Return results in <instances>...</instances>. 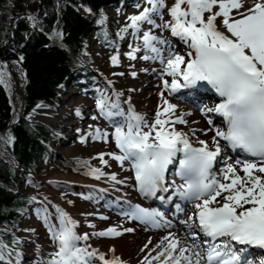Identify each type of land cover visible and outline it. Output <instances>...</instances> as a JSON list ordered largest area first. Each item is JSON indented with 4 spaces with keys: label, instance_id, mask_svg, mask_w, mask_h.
<instances>
[{
    "label": "snow or ice",
    "instance_id": "6c2138e0",
    "mask_svg": "<svg viewBox=\"0 0 264 264\" xmlns=\"http://www.w3.org/2000/svg\"><path fill=\"white\" fill-rule=\"evenodd\" d=\"M145 4L142 11L129 17L130 24L118 36L124 39L122 33L132 29L131 34L139 36L142 45L133 48L130 44L132 51L126 56L136 60V53L144 52L139 59L159 61L163 66L161 75L171 79L162 80L163 90L158 93L161 103L151 120L129 101L124 102L128 105L126 109L122 107L119 99L122 93H113L116 99L112 100L107 88L97 90L95 106L110 121L114 131L96 128L89 136L104 142L111 139L119 150V154L101 153L97 158L105 166H109L105 155L119 162L121 168L128 162L133 176L118 179L116 173H107L101 168H89L86 174L96 180L106 177L115 191H120L115 185H126L129 179H134L139 194L168 200L186 217L179 220L186 229L185 235L170 232L163 236L139 264H241L244 259L241 253L246 249H234V243L264 249V0H145ZM29 19L35 21V17ZM145 24L150 26L148 30H143ZM154 29H160L161 35L154 34ZM164 32L178 38L184 50L173 47ZM110 61L118 66L119 53L112 55ZM131 75L135 77L136 72ZM2 77L0 73V83ZM201 82L221 98L214 107H206L204 111L221 116L226 128L215 130L211 146L208 141L198 140L200 146L194 147L189 134L175 127L188 124L185 116L190 113L178 114V106L165 93L171 96ZM75 111L81 115L79 108ZM190 131L195 135L197 129ZM220 140L258 158L260 163L244 160L240 169L243 175L236 166L240 161L226 163L222 172L217 170ZM81 141L84 142L83 137ZM173 169L181 184L169 180ZM99 191L107 192V189ZM173 196L188 202L192 212L176 203ZM44 200L46 205L38 215L43 213L41 218L54 250L47 254L43 264H128L115 255L108 258L88 241L93 236L117 237L134 229L125 228L122 232L120 226H115L81 233L79 221L47 197ZM119 203L120 214L130 220L156 229L171 227L165 214L157 209L145 208L127 199ZM100 219L108 217L100 216ZM88 227L95 229L96 225L89 223ZM152 244L149 238L141 251ZM109 252L114 253L115 249ZM153 252L156 254L152 255ZM0 260H3L2 251ZM259 264H264V260Z\"/></svg>",
    "mask_w": 264,
    "mask_h": 264
},
{
    "label": "trees",
    "instance_id": "16d2710c",
    "mask_svg": "<svg viewBox=\"0 0 264 264\" xmlns=\"http://www.w3.org/2000/svg\"><path fill=\"white\" fill-rule=\"evenodd\" d=\"M122 2L130 0H0V57L10 62L19 76L22 95V112L16 121L9 88L0 83V264L18 261L21 236L30 232L22 224L27 221V212L40 211L37 195L43 196L33 179L39 165L49 164L50 144L59 136L53 123L30 122L26 116L39 104L55 110L61 85L93 89L97 79L85 42L91 37L107 48L121 40L118 33L136 14L113 26L104 9L115 11ZM108 64L113 66L110 59ZM84 162L70 159L67 172L89 178L90 164Z\"/></svg>",
    "mask_w": 264,
    "mask_h": 264
},
{
    "label": "rangeland",
    "instance_id": "374dc122",
    "mask_svg": "<svg viewBox=\"0 0 264 264\" xmlns=\"http://www.w3.org/2000/svg\"><path fill=\"white\" fill-rule=\"evenodd\" d=\"M145 6H147L145 4V0H137L135 6L128 7L127 5H124L123 11L120 12L119 16L118 14H115V16H113L111 10L108 8L104 9V14L110 24H112L113 22L118 23L122 22L125 16H127L128 14H135L136 12L142 10ZM167 18L168 17L166 14L165 19ZM157 22L159 23V20H157ZM142 27L144 28L143 30H148L150 28V26L147 24L143 25ZM153 32L156 35H161L160 29H154ZM167 34L168 32L163 33L166 38ZM133 37L134 38L132 39L130 35L127 42H120V47L118 50H116L120 56V63L118 66L112 67L108 64L109 59L112 56L111 54L115 53L113 51L114 49H104L99 47L95 40L91 37H89L85 42V50L92 59V69L95 72H99L101 74V77L103 78L101 82L103 83V80L112 82L111 85H109L105 81V83H103L105 84V86H102L100 90L107 88V94L112 97V100L116 99L113 93H122V95L119 97L122 107H127V103L124 102L129 101L131 105L134 106L137 110L139 108H142V106L143 108L145 107L142 101V90H144V88L140 87L142 84L141 79H143V73L147 71H152V73L160 72L163 66L161 64L159 65L157 61H145L139 59L141 55L145 54L144 52L136 53L138 57V59L136 60L129 59L126 56V53L132 51V48H130L129 45L131 44L133 48L142 45V39L139 38V36ZM52 42H57V39L52 38ZM172 45L173 47L183 50V47L180 43L172 42ZM144 69H147V71H144ZM132 72H136L135 77L131 75ZM0 73H3V82L1 84L5 88H9L11 105L18 115L20 110L19 98L15 93L11 79L9 80L5 75V67L1 62ZM113 73H124V75H113ZM94 85L97 84L94 83ZM109 86L113 87L114 92L109 88ZM97 95L98 92L96 93L95 91H89L86 94L78 93L76 88H73L70 85H68V87H65L64 85V88L59 92V95L57 96L58 101L55 110L47 109L39 104L41 105V107H36V109L31 111L26 116L27 120L30 122H50L58 126L59 136L57 137L55 142L50 144L51 154L49 164L38 166V170L36 172L37 176L34 180L37 185L41 186V190L44 196L42 204H40L41 209L46 205V201L44 200L45 197H47L48 200L53 204H58L61 207L63 205H67L71 211L75 212L77 218L83 219L82 222L85 224L86 232L89 233L96 231L95 229L97 228V225L103 222V220L98 218L96 215L94 217L93 215H82L91 213L88 210L90 202L83 196V194H85L84 191L78 188H73L67 180H64V178H58L59 176L65 178L69 176H75L67 172L66 169L69 167L67 162L70 159L74 158L84 160L85 162L91 164L90 168H101L107 173H116L118 175V179H122L125 173L124 168H130L126 165L121 168L119 162L113 160L109 155H105L104 157V159L108 161L109 166H105L97 158L101 153L107 154L113 152L110 147L111 139L109 142H104V140L102 139L96 140L92 139L89 136V133L96 128H100L102 131L112 129L108 128L107 125L102 122L97 113L98 109L95 106ZM201 103L202 108L211 107V103H203V101ZM77 108H79L81 112V115L79 116L75 111ZM93 116H95L96 119H92ZM110 132H112V130ZM196 133L199 132L197 131ZM82 137L84 138V142L81 141ZM126 163L127 165H129L128 162ZM130 177H132V175H130ZM78 178L92 181L99 185L101 184V186L103 185L111 189L113 188L112 182L107 180L106 177H102L100 180H96L92 176H90V178ZM133 180L134 179H132L131 181ZM127 183H130V179ZM19 189H21V187H19ZM61 191L66 192L65 197L61 195ZM69 200L72 201L71 204L67 203V201ZM48 207L49 209H51L50 205H48ZM42 215L43 213L41 212V215L38 216V220L33 216L28 218L27 221L22 224V227L28 231L31 230V233H24L21 236L22 243L19 251L17 252L19 261L14 262L13 264H33L32 261L37 262L40 260L39 258L41 257V254L42 256L44 255V251H46L47 249L52 251L54 250L53 241L51 239L47 226L41 218ZM116 218H112L110 215L107 221H109L108 223H114L116 221L114 224L118 225L119 223L126 224V220H128L127 217H123L120 215L118 219ZM172 219L175 220L174 217ZM91 222L92 224L96 225L95 229L90 227L88 228L87 225ZM133 223L136 225L138 222L133 221ZM101 239L104 238L93 236L91 237L89 242L94 245H107V242L104 243V241H102ZM134 247L136 248V246ZM130 248L132 250L133 245H131ZM139 251L140 250H138L137 252L141 254V252ZM134 257L137 260L138 257H136L135 254H128L127 260L132 261ZM257 259L259 260V257Z\"/></svg>",
    "mask_w": 264,
    "mask_h": 264
},
{
    "label": "bare ground",
    "instance_id": "6f19581e",
    "mask_svg": "<svg viewBox=\"0 0 264 264\" xmlns=\"http://www.w3.org/2000/svg\"><path fill=\"white\" fill-rule=\"evenodd\" d=\"M184 47V45H183ZM162 70V69H161ZM161 72L152 73L150 71L143 73V79H141V88H144L143 91V105L145 106L143 108L137 109L138 112H142L147 115L149 120H151L154 117L155 111L157 110V106L161 103L160 97L158 93L163 89L162 86V80L163 79H171L169 77H164L161 75ZM165 95L170 100L171 103L176 104L177 107V113L183 114V113H190V115H186L185 119L188 121V124L186 125H175V127L183 132H187L189 134V138L191 142L193 143L194 147H199L198 140H205L210 143L211 146V138L215 135V130L218 128L223 127L222 120H219V118L215 117L214 113H206L204 111L205 107L201 110H197L194 106H189L187 103V99L184 97H170L168 93L166 92ZM141 96V95H140ZM198 100L197 102H199ZM216 103V102H215ZM149 105V106H148ZM212 120L213 123L209 124L208 121ZM195 122V123H193ZM190 129H197L199 133H196L195 135H192ZM205 129L206 132H201L199 130ZM111 133V132H110ZM219 139V138H217ZM110 147L113 152L119 151L115 148L114 142L111 140ZM221 149L223 146L222 140H220ZM235 159V157L233 158ZM226 160V163H233L231 160ZM237 169L240 175H243V173L240 171L242 168V162L240 164H237ZM223 170V169H222ZM221 170V172H222ZM124 175L122 177H130L131 175V169L130 168H124ZM59 179L67 180L68 183L73 188H78L85 193V197H92L89 200V212L93 215V217L96 215L98 218L100 216H109L107 214V208L110 205H115L117 207H120V201L127 199L131 201L132 203H139L142 207L153 209L150 205V200L147 197L142 196L139 193H136L134 196L130 189L132 188L131 183H127L126 185H116L115 188H119L120 191H115L114 188H107L103 186H99L97 183H93L91 181L83 180L74 176L69 177H58ZM220 179H223L222 175L219 176ZM170 180V178H169ZM100 189H107V192H101ZM82 193V192H81ZM175 197V196H174ZM126 207V205H123ZM62 208H64L73 218H75L77 221L80 222L79 224V232L84 233L86 232L85 224L82 222L83 219L77 218L75 212L71 211L70 208L67 205H63ZM192 207L187 202L186 210L187 212L191 211ZM193 210V209H192ZM165 214V219L168 220L170 223H172L170 220V212L167 210H163ZM108 217V218H109ZM112 218H115L116 216L111 215ZM173 218V217H172ZM186 217L183 216L178 219V221L175 224V227L173 229H170L169 227H161L159 229L152 228L150 226H147L145 224H142L141 222L137 221L138 223L135 225L133 221H130L129 219L126 220V224H114V223H108L109 221L103 220V222L99 223L97 225L96 231L106 229L107 227H115L120 226V229L123 232V229L125 228H132L134 231L132 232H123L122 235L117 237H101L104 239H101L102 241L107 242V245L99 244L94 245L88 241L94 248L99 249L101 252H104L108 258H111L112 255H115L117 257H120L122 260H125L128 262V264H139V262L142 260L144 255L147 254L148 251L151 250V248L160 241V239L167 235L170 232L177 233L179 236H184L186 229L183 225L179 223V220L185 219ZM90 222V221H89ZM100 222V221H99ZM87 223V222H86ZM92 223V222H91ZM88 226V225H87ZM89 228V227H88ZM89 231V230H88ZM93 231V230H92ZM89 233V232H88ZM95 238V237H94ZM149 238L152 239L153 244L149 245V249H146L144 252L141 251V249L144 247V245L147 243ZM94 243V242H93ZM133 245V248L131 250L130 246ZM136 246V248L134 247ZM115 249L114 253L109 252V249ZM140 250L141 254H139L137 251ZM52 252V250H46L43 252V256L41 254L40 260L37 262H33V264H43V261L47 259V254ZM135 254L137 258L134 257L132 261L127 260L128 254ZM138 254V255H137ZM156 253H152V255H155ZM126 258V259H125ZM262 259L264 260V254ZM246 261V259H245ZM155 264V262H154ZM256 264H259L257 262Z\"/></svg>",
    "mask_w": 264,
    "mask_h": 264
},
{
    "label": "water",
    "instance_id": "95a60500",
    "mask_svg": "<svg viewBox=\"0 0 264 264\" xmlns=\"http://www.w3.org/2000/svg\"><path fill=\"white\" fill-rule=\"evenodd\" d=\"M23 11H24V9L22 10V12ZM21 45L22 44H20V46ZM0 61L3 62L4 67H5V71L8 74V76L10 77V79L12 80L15 93L17 94V96L19 98L20 110H19V113H18V116L16 119V121H17L19 119V117L21 116V108H22V95H21V89L19 88L20 79H19L18 75L16 74L12 65L7 60H4L3 57H0ZM12 125L5 127L3 130L9 129ZM3 130H1V131H3Z\"/></svg>",
    "mask_w": 264,
    "mask_h": 264
}]
</instances>
